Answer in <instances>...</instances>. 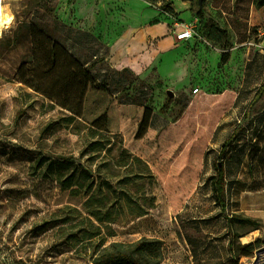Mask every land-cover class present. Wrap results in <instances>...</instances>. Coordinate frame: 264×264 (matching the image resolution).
I'll return each instance as SVG.
<instances>
[{"label":"rangeland","instance_id":"rangeland-1","mask_svg":"<svg viewBox=\"0 0 264 264\" xmlns=\"http://www.w3.org/2000/svg\"><path fill=\"white\" fill-rule=\"evenodd\" d=\"M255 1H3L13 23L0 26V264H92L83 234L69 242L83 215L65 222L63 210L84 213V198L36 178L31 165L63 155L87 164L82 152L95 132L114 143V184L121 193L127 181L129 191L112 228L104 226L112 235L100 254L253 263L257 249L239 255L240 235L254 226L229 218L258 220L254 242L264 246V162L253 156L264 124V6ZM154 24L167 27L159 38H175L164 56L139 70L113 61L111 42ZM182 24L194 26V38L178 39Z\"/></svg>","mask_w":264,"mask_h":264},{"label":"trees","instance_id":"trees-1","mask_svg":"<svg viewBox=\"0 0 264 264\" xmlns=\"http://www.w3.org/2000/svg\"><path fill=\"white\" fill-rule=\"evenodd\" d=\"M256 7L264 6V0H256ZM229 60V54L222 56V63ZM148 117L142 121L147 122ZM98 133H94L93 140L87 143L86 149L82 152L84 157L90 153L87 164L78 160L74 155H63L57 158L41 156L37 158L31 165L33 168L32 175L36 178L47 180L52 179L64 190H70L74 195L84 198V213L74 206H66L63 210L68 214L65 222H72L74 217L71 214L83 215L82 228L79 231L72 232L70 244L75 247L80 241V236H85L86 244H84L82 254L92 261V264H143L134 254L123 251L108 252L100 254L103 245L108 240V236L112 233H105L104 226L108 228L115 222V214L118 208H124L129 198V191L125 187L127 181H122V191L118 193L114 184L115 174L111 170L114 164L112 152L114 143L111 139L101 137L95 139ZM228 143L222 149L225 152ZM255 156L261 155L264 162V124L258 133V140L253 143ZM110 157V158H108ZM101 159L100 163H95ZM117 164V163H116ZM126 163H123V165ZM226 169L224 166L218 168L216 191L218 201L225 207L226 193ZM238 219L241 223H248L254 226V230L259 229L260 222L251 217H244L238 213H234L229 221ZM110 232V231H108ZM242 236V235H240ZM234 243L230 242V250ZM259 246L256 242L245 244L240 253V257L253 256V253Z\"/></svg>","mask_w":264,"mask_h":264},{"label":"crops","instance_id":"crops-1","mask_svg":"<svg viewBox=\"0 0 264 264\" xmlns=\"http://www.w3.org/2000/svg\"><path fill=\"white\" fill-rule=\"evenodd\" d=\"M184 15L188 17L187 14ZM133 32L126 31L116 41L111 42L110 44L113 61L116 64H122L124 66H128L136 70L142 69L144 62L152 61L159 55L164 56V51H166L175 40L173 36L159 38L160 34H164L165 32H167V27L165 28L161 24L145 26L139 29L138 31L134 33ZM119 42H121V46L118 47L117 45L116 47V43L118 44ZM138 53L144 55L142 59L135 58ZM259 231L260 235L253 237V239H250L248 241H246V239L250 237L251 233H253L254 230H252V232L249 234H243L242 236H240L241 242L243 244H249L254 242L255 240H257V238H260V236L262 235L261 230ZM246 258L247 256H243V259Z\"/></svg>","mask_w":264,"mask_h":264},{"label":"built area","instance_id":"built-area-1","mask_svg":"<svg viewBox=\"0 0 264 264\" xmlns=\"http://www.w3.org/2000/svg\"><path fill=\"white\" fill-rule=\"evenodd\" d=\"M4 0H0V6ZM196 35L195 29L193 25L182 24V29L178 32L177 37L180 40H189L194 38ZM264 247V246H263ZM252 264H264V250L259 254V256L255 255L253 257Z\"/></svg>","mask_w":264,"mask_h":264},{"label":"bare ground","instance_id":"bare-ground-1","mask_svg":"<svg viewBox=\"0 0 264 264\" xmlns=\"http://www.w3.org/2000/svg\"><path fill=\"white\" fill-rule=\"evenodd\" d=\"M13 23V16L10 13V9L8 6L4 5V3L0 6V26L8 28ZM260 235L259 230H254L253 233H251L250 237L246 239V241L253 239V237H256Z\"/></svg>","mask_w":264,"mask_h":264},{"label":"water","instance_id":"water-1","mask_svg":"<svg viewBox=\"0 0 264 264\" xmlns=\"http://www.w3.org/2000/svg\"><path fill=\"white\" fill-rule=\"evenodd\" d=\"M203 3H204V0H199V5L200 6H203ZM168 94L170 95V97H173L174 96V93L169 90L168 91ZM264 250V247H260L259 249L256 250V255L259 256V254Z\"/></svg>","mask_w":264,"mask_h":264}]
</instances>
